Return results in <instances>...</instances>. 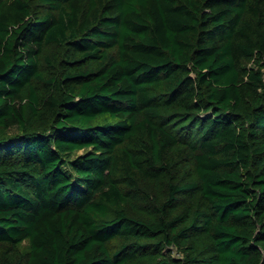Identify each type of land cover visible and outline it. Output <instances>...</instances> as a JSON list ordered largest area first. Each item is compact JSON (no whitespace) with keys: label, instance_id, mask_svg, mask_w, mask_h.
<instances>
[{"label":"trees","instance_id":"1","mask_svg":"<svg viewBox=\"0 0 264 264\" xmlns=\"http://www.w3.org/2000/svg\"><path fill=\"white\" fill-rule=\"evenodd\" d=\"M0 264H264V0H0Z\"/></svg>","mask_w":264,"mask_h":264},{"label":"rangeland","instance_id":"2","mask_svg":"<svg viewBox=\"0 0 264 264\" xmlns=\"http://www.w3.org/2000/svg\"><path fill=\"white\" fill-rule=\"evenodd\" d=\"M12 131H16V129L15 128H13L12 129ZM84 151V149H80L79 151H77L76 153H80V152H83ZM24 248L26 249L27 248V246L25 245L24 246ZM175 254H176V252H175Z\"/></svg>","mask_w":264,"mask_h":264}]
</instances>
